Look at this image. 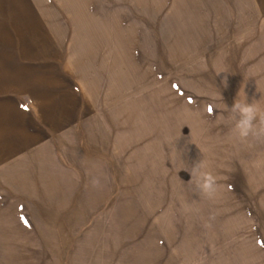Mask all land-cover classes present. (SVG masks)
<instances>
[{
	"label": "rangeland",
	"instance_id": "374dc122",
	"mask_svg": "<svg viewBox=\"0 0 264 264\" xmlns=\"http://www.w3.org/2000/svg\"><path fill=\"white\" fill-rule=\"evenodd\" d=\"M0 264H264V0H0Z\"/></svg>",
	"mask_w": 264,
	"mask_h": 264
},
{
	"label": "clouds",
	"instance_id": "9594fccd",
	"mask_svg": "<svg viewBox=\"0 0 264 264\" xmlns=\"http://www.w3.org/2000/svg\"><path fill=\"white\" fill-rule=\"evenodd\" d=\"M231 118L235 120V129L241 138H246L254 129L258 109L255 104L235 100L229 108ZM204 165L198 162L192 166V174L197 176V188L207 196H212L217 188V178L203 170Z\"/></svg>",
	"mask_w": 264,
	"mask_h": 264
}]
</instances>
